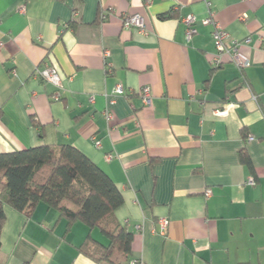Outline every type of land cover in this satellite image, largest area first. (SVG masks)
<instances>
[{
  "label": "crops",
  "instance_id": "1",
  "mask_svg": "<svg viewBox=\"0 0 264 264\" xmlns=\"http://www.w3.org/2000/svg\"><path fill=\"white\" fill-rule=\"evenodd\" d=\"M125 14L143 16L147 33L126 30ZM189 15L249 39L239 52L250 67H213L212 27L188 41ZM0 44V154L71 145L104 170L124 199L112 222L133 234L122 264H264V0H0ZM45 63L59 72L58 101L36 76ZM5 212L0 264H96L80 247L108 244L43 203Z\"/></svg>",
  "mask_w": 264,
  "mask_h": 264
},
{
  "label": "trees",
  "instance_id": "2",
  "mask_svg": "<svg viewBox=\"0 0 264 264\" xmlns=\"http://www.w3.org/2000/svg\"><path fill=\"white\" fill-rule=\"evenodd\" d=\"M239 158L253 170L245 150ZM40 203L65 218L69 227L81 222L90 230L101 231L107 245L89 236L80 247L96 264H122L130 258L133 234L112 222L124 203L122 193L110 176L77 148L44 145L0 154V250L5 208L26 214Z\"/></svg>",
  "mask_w": 264,
  "mask_h": 264
},
{
  "label": "built area",
  "instance_id": "3",
  "mask_svg": "<svg viewBox=\"0 0 264 264\" xmlns=\"http://www.w3.org/2000/svg\"><path fill=\"white\" fill-rule=\"evenodd\" d=\"M64 2L68 0H62ZM145 6H150L153 4L154 0H141ZM173 1V0H170ZM207 6L210 8V2H207ZM115 15L113 10H107L101 13L100 20L101 22H105L109 20L110 17ZM77 16V13L75 14ZM123 27L128 30H138L142 34L147 33V27L143 16L139 14H125L121 17ZM244 20L246 19L243 18ZM182 23L186 26V37L187 40L190 41L194 35L198 33L197 26L200 24L202 26H210L212 27V40L214 42V46L216 49V53L209 57L210 64L213 67H221L226 64H234L239 70H245L250 67V62L243 58L239 52L240 47L245 43L249 44L250 40H246L244 43L239 41H231L229 33L222 28V26L213 18V16H209L208 18L199 21L198 18L194 15H189L182 20ZM2 44H0V47ZM109 52H104V58L109 57ZM36 76L43 78L45 82L51 84L56 89L53 94L52 99L54 101H58L62 98V83L60 79V75L58 70L50 65L49 63H45L42 68H38L36 70ZM124 89L122 86H118L114 90V97L124 95ZM140 98L145 107H152L153 97L151 94V90L147 87L143 88L140 92ZM93 102V99L91 100ZM233 105H230V107ZM229 107V108H230ZM229 108L224 109H216L213 111V115L217 118H223L228 115ZM107 120H111L112 114H105ZM249 141H253L254 138H249ZM97 147H100V143H96ZM112 159L111 156L107 157V161ZM250 186H255L256 183L253 179L248 180L247 182ZM210 196V192L207 193V197ZM158 225V233L161 235H165L168 229L169 222L167 219H159L157 221ZM137 231H140L141 228L139 226L136 227ZM155 231V230H154ZM157 232V231H155Z\"/></svg>",
  "mask_w": 264,
  "mask_h": 264
}]
</instances>
